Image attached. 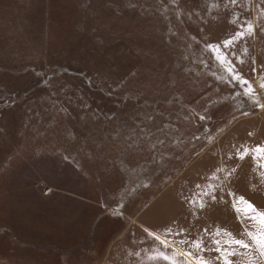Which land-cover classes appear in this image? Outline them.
<instances>
[{
    "label": "rangeland",
    "instance_id": "obj_1",
    "mask_svg": "<svg viewBox=\"0 0 264 264\" xmlns=\"http://www.w3.org/2000/svg\"><path fill=\"white\" fill-rule=\"evenodd\" d=\"M246 21L255 31L227 51L255 97L207 47ZM261 84L264 0H0L2 262L61 241L100 260L124 213L187 204L211 264L232 251V264H264L236 211L240 196L264 211Z\"/></svg>",
    "mask_w": 264,
    "mask_h": 264
},
{
    "label": "crops",
    "instance_id": "obj_2",
    "mask_svg": "<svg viewBox=\"0 0 264 264\" xmlns=\"http://www.w3.org/2000/svg\"><path fill=\"white\" fill-rule=\"evenodd\" d=\"M161 199H155V203ZM175 203V202H174ZM162 206L161 204H159ZM172 206V205H170ZM182 213L176 206L169 210V214H148L150 210H146L142 206L135 214L124 213L129 221L126 227L116 235L109 243L104 256L98 260L97 258L83 261L81 255L83 250L82 242L74 243L73 246H67L65 241L56 243L57 245L40 246L41 254L44 256L41 260H35L29 257L26 264H168L163 259H153L158 253H166L169 256H174L179 264H187L189 259H192L195 264V259L203 256L202 251H209L208 232L203 229L196 228L195 224H200L201 215H193L195 210L190 209L186 204L183 205ZM162 212V211H161ZM197 217V219H195ZM168 229L171 234H168ZM207 230V229H206ZM154 233L155 235H151ZM155 236H159L157 240ZM61 238H64L63 236ZM161 240H167V245L162 244ZM184 241H187L185 243ZM194 241H202L201 247L198 249L193 244ZM90 254L97 255V250L93 246L89 248ZM191 252L192 257L188 258L178 253ZM0 264H5L4 255L0 254ZM208 260V258L204 257ZM8 264H23L11 258ZM210 261V259H209Z\"/></svg>",
    "mask_w": 264,
    "mask_h": 264
},
{
    "label": "snow or ice",
    "instance_id": "obj_3",
    "mask_svg": "<svg viewBox=\"0 0 264 264\" xmlns=\"http://www.w3.org/2000/svg\"><path fill=\"white\" fill-rule=\"evenodd\" d=\"M233 3H235V0H233ZM240 27H241V31H239L236 34V36H233V37L223 41L222 45L219 43H217V44L209 43L207 45V47L212 51L217 62L220 63L222 66H224L225 71H227L229 74V77L231 79L235 80L238 84H243L245 86V90H246L247 95L255 97L257 95V93H256L255 89L251 86V82L249 80L245 79L243 77V75L238 71V69L236 68V65L232 63V60L230 59L229 52L227 51L229 48H231L234 45L237 37L239 39H244V37L246 35H249L255 31L253 25L247 21L245 22V24H242ZM245 27L247 28V31H244ZM235 55L236 54L234 52L231 53V56H235ZM239 63L243 64L244 61L240 60ZM260 87L264 88V84H261ZM261 107H264V104H262ZM203 118L204 117H201V119H203ZM255 151L257 153H264V147L257 146ZM240 158L243 159L244 156L241 155ZM234 171H235V169L228 172L227 176L230 178ZM204 195L209 197L210 200L213 202H215L217 199V197L215 195V189H213L212 192L204 193ZM229 195L234 196L235 194L229 192ZM236 203L245 205L244 208L236 207V211L242 212L251 221L255 222V224L257 226V230L254 232L248 231L247 236L254 242L255 246L259 249L260 255L264 256V211L259 210L253 203L245 200V198L243 196H240L239 200ZM205 206H206L205 203L202 201L201 202V208H204ZM235 206L236 205L234 204V207ZM167 231H168V234H171L170 229H168ZM150 234L155 235L154 233H150ZM228 235L231 237L230 233ZM155 238L157 240H160L159 236H155ZM184 242L187 243V241H184ZM161 243L167 245L169 242L167 240H161ZM215 243L217 245L216 251L217 252L223 251V249L219 247L220 241L216 240ZM228 243L234 244V245L239 246L240 248H244V249H248V248L252 247L251 244H249L248 242H246L243 239L231 238V239H229ZM193 244L195 245V247H197L199 249L202 245V241H194ZM236 254L237 253L235 251H232V252L226 254L224 256V264H232V261L229 259V256L230 255H236ZM178 255H183V256L188 257V258L192 257L191 252L178 253ZM156 258L163 259V260L167 261L168 264H179L176 257L169 256L168 254L163 253V252L158 253L157 256L153 257V259H156ZM217 259H219V257H217ZM187 264H193L192 259H189L187 261ZM195 264H211V261L204 259L203 256H200V257L195 259Z\"/></svg>",
    "mask_w": 264,
    "mask_h": 264
}]
</instances>
